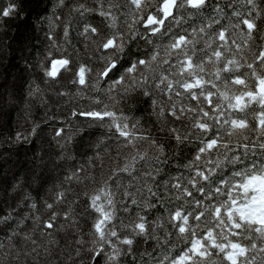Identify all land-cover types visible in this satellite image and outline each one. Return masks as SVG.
<instances>
[{"label":"snow or ice","instance_id":"obj_1","mask_svg":"<svg viewBox=\"0 0 264 264\" xmlns=\"http://www.w3.org/2000/svg\"><path fill=\"white\" fill-rule=\"evenodd\" d=\"M31 2L4 40L28 12L0 0V264H264V0ZM49 89L66 114L30 119Z\"/></svg>","mask_w":264,"mask_h":264},{"label":"trees","instance_id":"obj_2","mask_svg":"<svg viewBox=\"0 0 264 264\" xmlns=\"http://www.w3.org/2000/svg\"><path fill=\"white\" fill-rule=\"evenodd\" d=\"M2 2L6 3L7 0H2ZM90 2V0H89ZM26 12H28V18L23 19V18H18V19H13L9 21L8 23L3 25V29L6 31L5 36L3 37L4 40H7L8 37H14V34L19 37L20 35L24 34L31 28V17L34 11L36 9L33 7L31 0H26V6H25ZM73 38H75L76 33H72ZM9 45H13V39H9L8 41ZM77 47H83L82 45H77ZM94 47V46H93ZM70 52L74 56H76L77 59L81 61H86L88 59V54L86 52H81L79 55H76V53L72 50L69 49ZM19 53H17L18 55ZM10 62L14 63L15 58L10 57ZM7 63V62H6ZM11 63L6 65V67H10ZM3 72V69L0 68V73ZM2 82V81H0ZM43 87V85H41ZM55 87V86H53ZM74 92L75 89H72ZM44 99L48 100V104L46 106H42L39 102L38 99H32L29 105V111L31 113L30 119H34L36 121H41L45 118V112L47 111L48 116L50 117L53 112H58L60 110H63L66 114V110L68 107H70V104L65 103L63 100H58L55 93L49 89L44 96ZM59 105V109L58 106ZM147 105L146 104H137L135 108L132 110V115L136 117H143V123L145 124V127H149L151 125V120L147 116ZM127 114V110H126ZM11 123L14 127L16 128H23L26 126V117L24 115L23 111H20L19 113H13L12 118H11ZM46 123H51V121H46ZM61 123V120H56L55 121V126H59ZM42 127L44 125H41ZM105 130L101 129L99 127H91V128H86L83 132H81L78 136H76L75 142L70 144L69 146V151L72 153L73 157L75 158V161L77 162H83L85 157L89 154V145L90 143L98 136H100ZM39 141L33 140L32 143L28 145H20L17 146V154L13 157L14 160L18 162L20 165L21 169L24 167H28V161L26 159L25 153L27 152L28 155H30L32 149H37L38 148ZM5 149L8 148V145L3 146ZM45 150L50 151V152H58L59 148L57 145L54 143L49 147L47 144H45ZM191 146L187 147L184 149L185 154H188L190 152ZM113 158H115V153H112ZM112 166L111 161H109L107 158H105L104 161V167L102 169L96 170V176L97 179L100 178L101 171L107 172L108 168ZM165 172H171L173 175L176 174V168H175V163H169L168 165L165 166ZM49 187V185H45V188ZM63 242V241H61Z\"/></svg>","mask_w":264,"mask_h":264}]
</instances>
